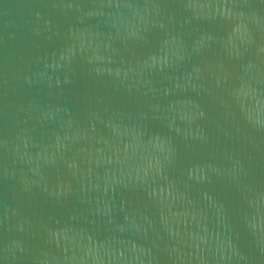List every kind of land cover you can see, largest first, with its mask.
I'll use <instances>...</instances> for the list:
<instances>
[{"label": "water", "instance_id": "obj_1", "mask_svg": "<svg viewBox=\"0 0 264 264\" xmlns=\"http://www.w3.org/2000/svg\"><path fill=\"white\" fill-rule=\"evenodd\" d=\"M0 264H264V0H0Z\"/></svg>", "mask_w": 264, "mask_h": 264}]
</instances>
